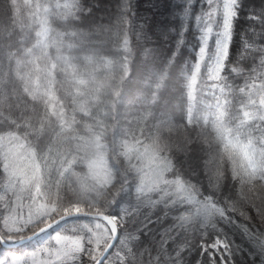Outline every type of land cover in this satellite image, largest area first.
I'll return each mask as SVG.
<instances>
[{"label": "snow or ice", "instance_id": "snow-or-ice-1", "mask_svg": "<svg viewBox=\"0 0 264 264\" xmlns=\"http://www.w3.org/2000/svg\"><path fill=\"white\" fill-rule=\"evenodd\" d=\"M0 6V264H264V0Z\"/></svg>", "mask_w": 264, "mask_h": 264}, {"label": "trees", "instance_id": "trees-1", "mask_svg": "<svg viewBox=\"0 0 264 264\" xmlns=\"http://www.w3.org/2000/svg\"><path fill=\"white\" fill-rule=\"evenodd\" d=\"M121 0H97L98 7L93 9L95 18H103L102 22L107 23L110 16L115 15L116 6ZM185 0H135L136 5V23L139 24L143 20L148 19L151 24V31L153 35V40L156 46L163 47V40L161 39V33L167 32L169 27H174L179 30L180 27V11ZM193 5L192 11H198L201 0H191ZM254 5L258 7L259 0H254ZM4 9L0 6V17H2ZM243 15V14H242ZM194 21H189V30L186 33L185 39L186 44L181 50V56L179 59L181 63L188 59H194V48L197 44L195 39V29L193 27ZM249 21L241 19L237 25V36L234 42V52L239 50L242 52V46L238 43L240 40V33L242 29L248 27ZM175 37L169 39L168 47H172V40ZM135 43V39L133 40ZM245 67L247 64L245 63ZM237 82H240L237 80ZM256 226L259 227L258 221H254ZM44 236L33 239L27 243L16 247H0V256L2 255H12L14 253H22L28 251L32 248L37 247L41 241H43ZM240 242V238L237 237V243ZM190 259H194L191 257Z\"/></svg>", "mask_w": 264, "mask_h": 264}, {"label": "water", "instance_id": "water-1", "mask_svg": "<svg viewBox=\"0 0 264 264\" xmlns=\"http://www.w3.org/2000/svg\"><path fill=\"white\" fill-rule=\"evenodd\" d=\"M24 242H27V241H24ZM24 242H22V243H24ZM18 245H20V244H10V245H3V246H5V247H16Z\"/></svg>", "mask_w": 264, "mask_h": 264}, {"label": "bare ground", "instance_id": "bare-ground-1", "mask_svg": "<svg viewBox=\"0 0 264 264\" xmlns=\"http://www.w3.org/2000/svg\"><path fill=\"white\" fill-rule=\"evenodd\" d=\"M31 241V240H30ZM27 242H29V241H27ZM27 242H24V243H27ZM24 243H22V244H24ZM22 244H20V245H22ZM19 246V245H18Z\"/></svg>", "mask_w": 264, "mask_h": 264}, {"label": "rangeland", "instance_id": "rangeland-1", "mask_svg": "<svg viewBox=\"0 0 264 264\" xmlns=\"http://www.w3.org/2000/svg\"><path fill=\"white\" fill-rule=\"evenodd\" d=\"M43 239H45V237H43Z\"/></svg>", "mask_w": 264, "mask_h": 264}]
</instances>
